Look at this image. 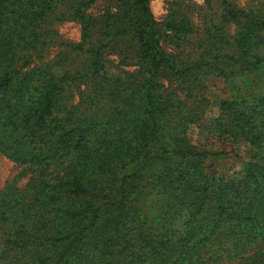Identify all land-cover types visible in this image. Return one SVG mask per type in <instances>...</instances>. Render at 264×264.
Returning <instances> with one entry per match:
<instances>
[{"label":"trees","instance_id":"obj_1","mask_svg":"<svg viewBox=\"0 0 264 264\" xmlns=\"http://www.w3.org/2000/svg\"><path fill=\"white\" fill-rule=\"evenodd\" d=\"M62 1L0 0V155L35 174L0 191V264H204L224 233L264 264V0H204L200 24L182 0L164 24L150 0H71L80 38L57 44ZM234 74L204 126L220 148L192 144L207 78ZM225 142L252 150L226 176Z\"/></svg>","mask_w":264,"mask_h":264},{"label":"rangeland","instance_id":"obj_2","mask_svg":"<svg viewBox=\"0 0 264 264\" xmlns=\"http://www.w3.org/2000/svg\"><path fill=\"white\" fill-rule=\"evenodd\" d=\"M71 0H63L55 9L56 20L53 21V27L56 43L76 42L80 38V26L74 17L69 15V6ZM174 0H150V8L154 18L165 23L168 18ZM178 1V0H176ZM190 5L193 12V18L196 24L201 23L202 7H205L204 0H182ZM237 8L254 6L257 0H230ZM220 0L215 1L218 6ZM104 1L99 0L88 10L94 16H98L102 11ZM214 10V9H213ZM212 10V11H213ZM50 49L47 58H51L57 52V46ZM169 47V46H168ZM167 47V48H168ZM170 48V47H169ZM206 97L209 101L204 120L200 125L195 124L189 128L188 137L190 142L201 148H220L221 141L217 137L212 138L207 134L204 126L215 117L219 111L220 102L224 99L236 98L246 91V85L240 75L234 74L231 79H224L219 76H209L206 80ZM222 140V139H220ZM223 151H219L207 160V164L214 168L220 175H231L238 172L242 164L252 154L251 147L246 143H224ZM222 150V149H221ZM32 171L24 170V167L16 164L0 155V191L10 183L17 187H23L33 176ZM35 175V174H34ZM263 244L259 240H235L227 233L221 234L216 240L207 245L204 250V264H236L240 256L247 255L259 248Z\"/></svg>","mask_w":264,"mask_h":264}]
</instances>
